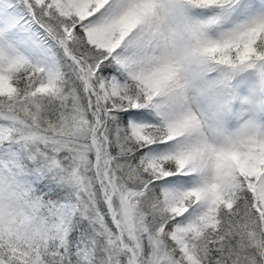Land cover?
<instances>
[{"label":"snow or ice","instance_id":"obj_1","mask_svg":"<svg viewBox=\"0 0 264 264\" xmlns=\"http://www.w3.org/2000/svg\"><path fill=\"white\" fill-rule=\"evenodd\" d=\"M0 264H264V0H0Z\"/></svg>","mask_w":264,"mask_h":264}]
</instances>
